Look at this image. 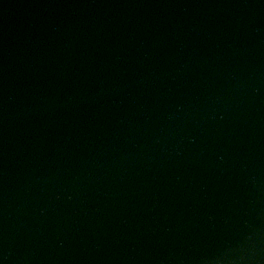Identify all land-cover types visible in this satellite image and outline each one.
Segmentation results:
<instances>
[{
    "label": "water",
    "instance_id": "obj_1",
    "mask_svg": "<svg viewBox=\"0 0 264 264\" xmlns=\"http://www.w3.org/2000/svg\"><path fill=\"white\" fill-rule=\"evenodd\" d=\"M0 264H264V0H0Z\"/></svg>",
    "mask_w": 264,
    "mask_h": 264
}]
</instances>
